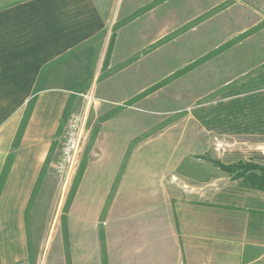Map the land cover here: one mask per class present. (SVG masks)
Returning a JSON list of instances; mask_svg holds the SVG:
<instances>
[{
	"label": "crops",
	"instance_id": "crops-1",
	"mask_svg": "<svg viewBox=\"0 0 264 264\" xmlns=\"http://www.w3.org/2000/svg\"><path fill=\"white\" fill-rule=\"evenodd\" d=\"M207 10L208 0H0V264L29 260L32 206L56 172L81 92H95L102 102L95 112L105 118H159L161 106L178 104V79L163 86L162 80L208 55L202 47L207 22L196 23ZM111 25L104 62L102 39ZM187 35L188 53L177 46ZM192 42L201 44L195 54ZM237 59L233 69L240 74L244 62ZM208 65L189 69L188 84L200 70L207 76ZM139 135L107 134L104 162L84 174V186L94 180L98 190L82 184L84 201L105 202L110 195L123 203L146 200L139 151L124 164L128 144ZM189 170L192 187L197 179ZM201 171L202 177L215 173L200 184H216V190L188 195V204L175 211L133 219L122 214L119 224L110 223L109 250L127 255L121 264H264V190L231 176L226 189L224 171L208 164ZM95 215L89 210L82 219L91 223Z\"/></svg>",
	"mask_w": 264,
	"mask_h": 264
},
{
	"label": "rangeland",
	"instance_id": "rangeland-1",
	"mask_svg": "<svg viewBox=\"0 0 264 264\" xmlns=\"http://www.w3.org/2000/svg\"><path fill=\"white\" fill-rule=\"evenodd\" d=\"M203 20L207 22L208 42L202 47L206 46L203 51H208V55L162 80L163 86L178 79V104L161 106L159 118L97 115L95 110L102 102L94 92L96 99L87 137L66 195L61 200L60 177L55 172L43 189L41 201L32 206L31 251L26 264H121L127 255L120 248L109 250L106 229L110 223L119 224L122 214L133 219L142 212L175 211L188 204V195L202 197L216 190V184H200L201 178L215 176L209 172L208 177H202L204 164L225 172L226 189L231 183L228 177L233 178L238 172L225 171L221 165L253 164L264 169V155L260 151L264 147V0H208V10L196 23ZM192 28L196 29V25ZM184 29L188 30V25ZM114 32L111 25L102 39L104 62L110 57ZM192 43L191 51L195 54L201 44ZM177 46L188 53V35ZM237 56L244 62L240 74L233 69L239 62ZM206 60L207 76L199 69L188 84V70ZM206 77L207 83L202 84ZM121 130L142 132L128 144L124 164L137 149L139 162L145 164L146 200L123 203L110 195L105 202L88 203L81 194L84 174L88 167L104 162L106 144L111 140L107 134ZM190 166L189 173L198 180L192 187L188 185ZM92 172L95 175L97 171ZM118 183L120 178L113 191ZM86 186L92 192L98 190L94 180ZM89 210L97 215L85 224L82 218ZM130 258L137 260L136 255Z\"/></svg>",
	"mask_w": 264,
	"mask_h": 264
},
{
	"label": "built area",
	"instance_id": "built-area-1",
	"mask_svg": "<svg viewBox=\"0 0 264 264\" xmlns=\"http://www.w3.org/2000/svg\"><path fill=\"white\" fill-rule=\"evenodd\" d=\"M80 96L82 102L79 108L73 111L69 117L61 146L60 157L56 164V173L60 177L61 182V200L66 195L75 176L82 148L87 137L91 110L96 99L92 91L81 92ZM260 151L264 155V147Z\"/></svg>",
	"mask_w": 264,
	"mask_h": 264
},
{
	"label": "trees",
	"instance_id": "trees-1",
	"mask_svg": "<svg viewBox=\"0 0 264 264\" xmlns=\"http://www.w3.org/2000/svg\"><path fill=\"white\" fill-rule=\"evenodd\" d=\"M221 166L225 171L230 173L238 172L235 177L243 178L250 186L259 190H264V169L259 166L253 164L241 165L240 167Z\"/></svg>",
	"mask_w": 264,
	"mask_h": 264
}]
</instances>
